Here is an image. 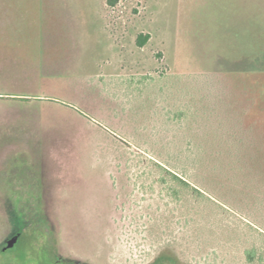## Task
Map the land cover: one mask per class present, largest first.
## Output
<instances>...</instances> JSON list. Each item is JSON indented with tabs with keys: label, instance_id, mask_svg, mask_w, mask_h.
<instances>
[{
	"label": "rangeland",
	"instance_id": "1",
	"mask_svg": "<svg viewBox=\"0 0 264 264\" xmlns=\"http://www.w3.org/2000/svg\"><path fill=\"white\" fill-rule=\"evenodd\" d=\"M0 264H264V0H0Z\"/></svg>",
	"mask_w": 264,
	"mask_h": 264
},
{
	"label": "trees",
	"instance_id": "2",
	"mask_svg": "<svg viewBox=\"0 0 264 264\" xmlns=\"http://www.w3.org/2000/svg\"><path fill=\"white\" fill-rule=\"evenodd\" d=\"M116 2H117V0H109V3L111 5H114ZM148 38H149V35L148 34L147 35L140 34L139 37H138V43L140 45H144L146 43V41L148 40ZM160 168H161V170L163 172H166V174L164 173L162 175L163 176V179L164 180H166V179L171 180L173 182V184H175L177 186V187H174L173 186V192L172 193L174 195L177 196L179 194V192L181 191L178 188H183V187L191 188L192 193L195 196L196 195H202V192H201V190L198 187L190 184L187 180H185L184 178H182L176 172H174V171L166 168L163 165H160ZM246 253H247V257H248V260L249 261H253L255 259L256 253H255V251L253 249L247 250Z\"/></svg>",
	"mask_w": 264,
	"mask_h": 264
}]
</instances>
